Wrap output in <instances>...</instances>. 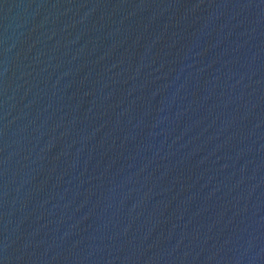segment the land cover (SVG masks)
Instances as JSON below:
<instances>
[{"label": "water", "instance_id": "water-1", "mask_svg": "<svg viewBox=\"0 0 264 264\" xmlns=\"http://www.w3.org/2000/svg\"><path fill=\"white\" fill-rule=\"evenodd\" d=\"M0 264H264V0H0Z\"/></svg>", "mask_w": 264, "mask_h": 264}]
</instances>
